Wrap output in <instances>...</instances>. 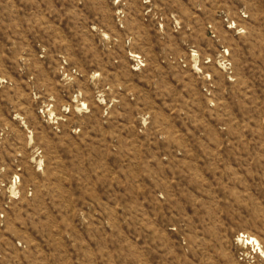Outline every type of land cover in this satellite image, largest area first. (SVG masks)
Returning a JSON list of instances; mask_svg holds the SVG:
<instances>
[{
	"label": "rangeland",
	"instance_id": "374dc122",
	"mask_svg": "<svg viewBox=\"0 0 264 264\" xmlns=\"http://www.w3.org/2000/svg\"><path fill=\"white\" fill-rule=\"evenodd\" d=\"M0 214V264H264V0H0Z\"/></svg>",
	"mask_w": 264,
	"mask_h": 264
},
{
	"label": "built area",
	"instance_id": "2783aa9c",
	"mask_svg": "<svg viewBox=\"0 0 264 264\" xmlns=\"http://www.w3.org/2000/svg\"><path fill=\"white\" fill-rule=\"evenodd\" d=\"M5 215L4 214H0V222L4 219Z\"/></svg>",
	"mask_w": 264,
	"mask_h": 264
},
{
	"label": "bare ground",
	"instance_id": "6f19581e",
	"mask_svg": "<svg viewBox=\"0 0 264 264\" xmlns=\"http://www.w3.org/2000/svg\"><path fill=\"white\" fill-rule=\"evenodd\" d=\"M251 242L252 243H258L257 240H255L254 238H251Z\"/></svg>",
	"mask_w": 264,
	"mask_h": 264
}]
</instances>
